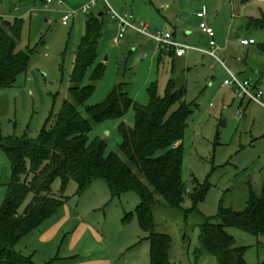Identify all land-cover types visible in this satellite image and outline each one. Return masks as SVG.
I'll return each mask as SVG.
<instances>
[{"label":"rangeland","instance_id":"1","mask_svg":"<svg viewBox=\"0 0 264 264\" xmlns=\"http://www.w3.org/2000/svg\"><path fill=\"white\" fill-rule=\"evenodd\" d=\"M46 0H0L5 19L24 20L18 50L31 51V64L9 88L0 89V125L4 138L39 137L51 114L56 115L65 100H71V73L76 51L86 31L89 14L105 12L97 63L105 66L102 80L96 83L88 105L99 104L121 85L135 102L149 103L148 87L157 82L161 94L174 77L185 85V100L193 112L187 120L183 139L184 201L181 208L157 204L154 208L156 231L172 238L170 261L173 264H219L209 254L197 256L200 225L205 218L219 222L221 205L242 210L252 189L261 194L264 187V106L245 101L241 106L234 87L224 85L227 72L215 57L187 50L182 58L172 57L150 36L127 28L115 45L118 21L106 10L103 0L88 13L82 6L89 0H62L45 6ZM112 7L134 24L146 23L148 34H172L175 40L200 50L210 49V39L199 29L206 21L215 31L216 54L235 74L249 79L264 92V29L250 24L264 14V0H110ZM206 9L205 19L197 13ZM36 13V14H33ZM72 12L68 24L62 17ZM177 14H185L184 18ZM189 33L186 35V33ZM253 38L256 44L241 45ZM223 41L224 49L219 46ZM143 44V48L139 46ZM162 50L166 51L161 53ZM90 68L83 84L89 83ZM264 102V97H263ZM241 106V107H240ZM79 110L84 112V106ZM134 127L131 107L120 120L94 124L89 141L97 137L107 143L106 154L118 152L122 137L119 125ZM30 163L28 162V169ZM13 177L10 159L0 146V208ZM32 173L21 177L30 181ZM197 189V192L196 190ZM52 195L64 200L60 209L15 249L24 256L36 252L34 262L44 264H150V241L135 214L141 198L134 191L113 194L109 184L94 180L85 190L76 181L51 185ZM203 193L204 200L194 198ZM195 195V197H194ZM160 199V197H158ZM32 195L19 208L22 214ZM131 214L129 220H125ZM71 217L70 221L61 223ZM60 226L53 240L41 235ZM237 245L247 247V264H264V237H256L236 227H228ZM59 254V259L55 260Z\"/></svg>","mask_w":264,"mask_h":264},{"label":"trees","instance_id":"2","mask_svg":"<svg viewBox=\"0 0 264 264\" xmlns=\"http://www.w3.org/2000/svg\"><path fill=\"white\" fill-rule=\"evenodd\" d=\"M104 15L105 12L102 16H87L86 31L77 48L70 78L71 100L63 102L59 113L51 114L39 137L4 138L0 125V146L13 169L0 208V264H36L32 257L24 256L15 246L64 204L63 199L50 193L51 185L57 179L63 184L76 181L80 192L98 179L105 180L117 196L136 192L141 203L135 214L150 241V264H173L170 261L172 238L156 231L154 208L157 204L181 208L184 201L183 139L187 120L193 112L192 105L185 100V85H178L175 77L169 81L164 94L160 93L158 83L152 82L148 87L147 105L128 97L121 85L105 101L87 104L96 83L105 73L104 64L97 63ZM249 22L264 29V14ZM23 27L24 20L9 21L0 17V89L12 87L30 68L31 51L18 50ZM261 48L264 50V45ZM167 49L172 57H180L174 49ZM165 52L162 50L161 53ZM90 68L89 83L84 85ZM80 106H84L88 118L79 110ZM131 107L135 111L134 127L124 123L119 125L122 142L118 152L106 154L107 143L102 138L89 141L94 124L120 120ZM28 172L32 173V179L22 181L21 177ZM28 195H32V200L20 214L19 208ZM204 197L201 193L194 200L201 201ZM131 216L127 214L125 220ZM216 218L219 222L205 218L200 225L197 256L209 254L219 264H247V247L237 245L227 228L236 227L256 237H264V187L261 194L250 190L242 210L221 205Z\"/></svg>","mask_w":264,"mask_h":264},{"label":"built area","instance_id":"3","mask_svg":"<svg viewBox=\"0 0 264 264\" xmlns=\"http://www.w3.org/2000/svg\"><path fill=\"white\" fill-rule=\"evenodd\" d=\"M98 0H89L86 4L82 6V12L88 13L89 10L92 9L97 4ZM106 5L107 13L115 20L118 21V33L114 36L113 42L115 45L119 44L121 39L124 38V33L127 30V28L134 29L142 34L150 36L153 40H155L161 47L165 48H172L176 51V54L180 57L184 56L186 54V51L188 49H191L192 47L186 44H183L181 42H178L174 39L171 33H161L158 32L156 34H148V25L146 23H140V25H134L130 23L127 20V16H122L119 14L110 4V0H103ZM45 6H49L50 4H62V0H46ZM33 14H36L33 12ZM72 12L66 13L62 17V23L68 24L70 19L73 17ZM4 16L0 12V17ZM197 16L201 19H205L206 17V9L203 7L201 10L198 11ZM199 29L201 32H203L205 35H207L210 39V49L203 50L205 53L217 58L221 65L225 68V70L228 73V77L224 80V85H229L234 87V89L237 92V95L241 101H253L256 102L262 106H264L263 97L264 92L260 90L258 87L254 86L252 82L249 79H243L237 74L233 73L225 64V62L218 59L216 55V42H215V31L214 29L208 25L206 21H202L199 25ZM241 44L244 46H250L256 44V41L253 38H247L242 39Z\"/></svg>","mask_w":264,"mask_h":264},{"label":"crops","instance_id":"4","mask_svg":"<svg viewBox=\"0 0 264 264\" xmlns=\"http://www.w3.org/2000/svg\"><path fill=\"white\" fill-rule=\"evenodd\" d=\"M57 4V3H56ZM99 15H100V13H99ZM179 16L181 17V18H184L186 15L185 14H182V15H178L177 14V18L179 19ZM199 18V17H198ZM201 19V18H200ZM134 30V29H133ZM187 34H189L188 32L186 33V35ZM207 36V35H206ZM208 37V36H207ZM248 37V36H247ZM246 36L244 37V38H247ZM209 38V37H208ZM215 39V38H214ZM241 43V42H240ZM242 45V44H241ZM144 47V45L143 44H141L140 46H139V48H143ZM222 50L225 48L224 47V44H223V41H221V43H220V46H219ZM188 50H196V51H199V52H202V53H205L203 50H200V49H197V48H195V47H192L191 49H188ZM217 50V49H216ZM205 54H207V53H205ZM209 55V54H208ZM217 55V54H216ZM185 56V55H184ZM209 56H211V55H209ZM183 57V56H182ZM182 57H177V58H182ZM211 57H213V56H211ZM218 57V56H217ZM218 59H220L219 57H218ZM221 60V59H220ZM222 61V60H221ZM224 62V61H223ZM226 64V63H225ZM227 66V65H226ZM224 68V67H223ZM229 68V67H228ZM225 69V68H224ZM230 69V68H229ZM231 70V69H230ZM226 71V70H225ZM232 71V70H231ZM227 72V71H226ZM233 72V71H232ZM234 73V72H233ZM228 74V73H227ZM226 77H228V76H226ZM241 101V100H240ZM244 102L245 101H241V103H240V105L242 106L243 104H244ZM250 102V101H249ZM240 106V107H241ZM70 218L71 217H67L66 218V220H63V222L61 223V226L63 225V223H66L67 222V220H69L70 221ZM43 224V223H42ZM41 226V225H40ZM39 226V227H40ZM60 228V226L56 229V227L53 225L50 229H48L47 231H45L40 237H41V240H43V241H50V240H53L54 239V237L56 236V234H57V231H58V229ZM29 234H31V232L29 233ZM29 234H27L26 236H28ZM26 236H24L23 238H25ZM22 238V239H23ZM21 239V240H22ZM30 257H32V259H33V261H34V258L36 257V252H33V254H31L30 255ZM60 257H59V254L56 256V258H55V260H58ZM53 263V260H51V261H49V262H46V263H44V264H52Z\"/></svg>","mask_w":264,"mask_h":264},{"label":"water","instance_id":"5","mask_svg":"<svg viewBox=\"0 0 264 264\" xmlns=\"http://www.w3.org/2000/svg\"><path fill=\"white\" fill-rule=\"evenodd\" d=\"M99 16H102V13H100V15Z\"/></svg>","mask_w":264,"mask_h":264}]
</instances>
